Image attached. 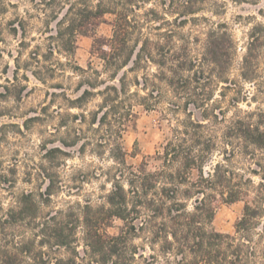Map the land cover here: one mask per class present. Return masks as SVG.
<instances>
[{
    "label": "trees",
    "instance_id": "trees-1",
    "mask_svg": "<svg viewBox=\"0 0 264 264\" xmlns=\"http://www.w3.org/2000/svg\"><path fill=\"white\" fill-rule=\"evenodd\" d=\"M206 1L171 0L170 9L164 8L169 11L166 14L175 15L170 20L154 9L150 15L149 11L145 13L150 19L141 17L139 11L146 0H97L93 6L73 8L66 23L64 19L57 22L56 38L63 51L71 55L77 34L93 30L105 22L107 14L113 15L112 35L105 40L97 38L94 44L101 67L91 63L86 68L71 66L79 71L81 93L70 101L77 103L74 107H81L94 94L101 97L91 122L105 128L106 141L115 143L111 149L113 157L124 169L114 178L106 203L97 207L85 204L81 215L74 209L61 210L41 221L36 198L31 192L22 194L18 206L10 210L4 222H34L40 227L37 244L41 248L28 241L20 242L23 258L33 253L34 259L37 257L44 264H264V112L249 113L226 125V147L216 162L212 159L217 149L216 136L192 116L173 128L172 137L156 152L154 158L159 164L154 170H149L146 162L127 164V152L119 143L123 132L136 125V108L155 107L158 98L147 92L150 84L157 87L162 82L176 97L184 96L186 106L193 103L197 107L206 105L213 86L221 80L226 83L225 88L238 85L226 76L234 46L226 30L211 28L199 55L192 54L189 40L181 44L175 40L176 27L190 20L189 16L196 14ZM262 41L255 29L240 67L246 81L256 83L261 76ZM36 61L39 63V59ZM130 63L131 71L149 63H155L158 71L145 75L142 83L137 78L130 80L127 73L119 76ZM57 64L65 65L61 61ZM52 71L53 75L57 72L54 68ZM133 85L141 86L144 93L133 90ZM234 101L237 103V98ZM203 113L208 119L207 107ZM82 117L85 119L84 114ZM51 151L61 149L54 147ZM237 155L243 158L242 167L236 166ZM252 175L259 177L257 184ZM179 193L185 199H194L192 210L178 198ZM216 194L225 202H245L233 234L212 227ZM245 196L250 199L245 200ZM114 218L121 219L124 227L117 234H110L107 227ZM80 227L82 253L77 236ZM139 233H147L154 253L139 251L133 242ZM44 246L53 251L64 249L66 254L52 261L51 254L42 250Z\"/></svg>",
    "mask_w": 264,
    "mask_h": 264
},
{
    "label": "rangeland",
    "instance_id": "rangeland-1",
    "mask_svg": "<svg viewBox=\"0 0 264 264\" xmlns=\"http://www.w3.org/2000/svg\"><path fill=\"white\" fill-rule=\"evenodd\" d=\"M96 2L0 0V264H44L37 257L34 259L33 253L23 258L18 248L20 242L28 241L40 249L37 244L40 227L34 222H4L10 210L18 206L22 194L31 192L36 198L41 221L58 215L61 210L74 209L81 215L85 204L97 207L106 203L114 178L124 169L113 157L111 149L115 143L106 141L105 128H101L98 122H91L101 97L94 94L81 107H74L77 103L70 101L81 93L78 90L79 71L71 66L86 68L91 63L94 67H101L102 61L94 53V44L97 38L105 40L112 35L113 15L107 14L105 22L93 30L77 34L76 48L71 55L63 51L56 38L59 20L64 19L66 23L75 10L73 8L93 6ZM170 2L146 0L139 11L141 17H146V11L150 15V10L154 9L172 20L175 15L166 14L169 11L164 10L170 9ZM189 18L183 26L176 27L175 40L179 44L189 40L192 54L199 55L211 28L219 26V30H226L234 45L233 61L226 76L238 85L234 86L235 89L225 88L226 83L221 80L211 87L213 93L206 105L197 107L193 103L186 106L185 97H176L162 82H158L157 87L150 84L147 92L158 98L155 107L151 110L137 107L135 127L124 131L119 139L127 152L129 165L146 162L147 168L154 170L159 164L154 158L156 152L161 151L172 137L173 128L181 126V121L188 116L205 124L207 132L216 136L217 149L212 159L213 162L219 161L226 147L223 142L226 125L249 113L264 112V0H207ZM255 29L256 34L263 38L260 46L261 76L256 83L244 80L240 70L250 35ZM58 61L65 65L60 66ZM132 66L130 63L123 68L119 76L127 73L130 80L137 78L142 83L145 75L151 76L158 71L155 63L131 71ZM51 67L57 70L55 75ZM132 89L144 93L141 86L133 85ZM234 98H237V103ZM176 106L178 108L173 109ZM205 107L208 108V119L203 116ZM54 147L61 151H51ZM242 159L240 155L236 156L237 167H242ZM252 178L255 184L260 181L256 175ZM178 198L192 210L193 198L185 199L182 193ZM244 199L249 200L250 196ZM244 203V200L225 202L216 194L212 227L219 232L233 234ZM110 224L107 227L110 234H117L124 227V222L118 218L112 219ZM82 231L80 227L77 232L80 253ZM138 235L133 242L140 247L139 251L146 255L154 253L147 233ZM42 250L51 254L52 261L66 254L64 249L53 251L47 246Z\"/></svg>",
    "mask_w": 264,
    "mask_h": 264
}]
</instances>
